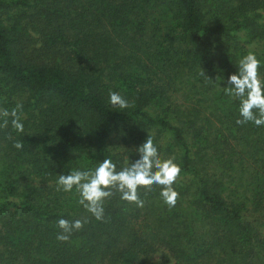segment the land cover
<instances>
[{
	"label": "trees",
	"instance_id": "obj_1",
	"mask_svg": "<svg viewBox=\"0 0 264 264\" xmlns=\"http://www.w3.org/2000/svg\"><path fill=\"white\" fill-rule=\"evenodd\" d=\"M249 51L264 79V0H0V107L22 103L24 125L0 129V264H264V126L224 91ZM148 135L181 167L175 207L117 192L103 222L57 190L135 162Z\"/></svg>",
	"mask_w": 264,
	"mask_h": 264
},
{
	"label": "clouds",
	"instance_id": "obj_2",
	"mask_svg": "<svg viewBox=\"0 0 264 264\" xmlns=\"http://www.w3.org/2000/svg\"><path fill=\"white\" fill-rule=\"evenodd\" d=\"M261 61L255 53L249 51L238 62V69L227 80L225 93L233 98H239L240 118L238 125L252 122L255 126H264V79L260 77ZM200 75L207 81H213L201 70ZM218 79V77H217ZM109 103L112 109L125 110L134 108L130 102L115 91L109 92ZM23 104L18 102L11 110L0 107V129H7L9 118L11 127L17 133L24 132L22 123ZM11 140L12 135L7 134ZM13 146L23 148L20 140L14 141ZM140 158L130 165L116 170V164L111 159H104L94 170H72L67 175L60 174L57 180V190L71 192L75 188L79 194L78 203L91 213L96 220L107 222L105 219L104 202L106 199L120 193V198L137 207H143L145 201L140 198L139 189H144L147 195L154 187L161 189L160 196L169 209L176 206L179 193L173 187L180 178L181 167L174 157L162 159L153 137L147 136L146 141L137 149ZM88 219L69 221L61 218L58 227L62 230L57 240L68 241L74 231L83 228Z\"/></svg>",
	"mask_w": 264,
	"mask_h": 264
}]
</instances>
